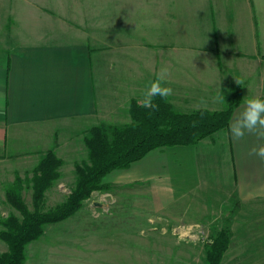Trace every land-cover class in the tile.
<instances>
[{"label":"crops","instance_id":"1","mask_svg":"<svg viewBox=\"0 0 264 264\" xmlns=\"http://www.w3.org/2000/svg\"><path fill=\"white\" fill-rule=\"evenodd\" d=\"M111 3L109 44L100 48L81 39L0 47V168L32 169L50 149L60 158L93 126L130 123L129 103H140L147 83L167 69V99L180 113L222 110L235 88L240 102L226 130L149 152L126 170L127 184L142 185L158 205L186 198L206 213L222 199L263 220L264 163L249 149L264 140H236L230 125L246 99H264V0ZM7 16L0 0V30Z\"/></svg>","mask_w":264,"mask_h":264},{"label":"rangeland","instance_id":"2","mask_svg":"<svg viewBox=\"0 0 264 264\" xmlns=\"http://www.w3.org/2000/svg\"><path fill=\"white\" fill-rule=\"evenodd\" d=\"M6 6L2 48L79 39L93 49L109 44L111 0H6ZM32 16L38 25L26 28ZM71 144L59 152L63 165L46 194V209L64 201L74 184V164L86 159L83 140ZM14 168L22 177L31 170L14 164L0 168V217L12 212L4 185L12 182ZM126 170L105 177L108 192L93 193L72 217L47 225L42 237L27 246L25 264H204L211 237L226 226L232 237L220 264H264L260 214H239L236 204L229 206L222 199L206 213L184 205L186 198L158 205L142 185L127 184ZM24 199L30 207V191ZM5 251L0 241V253Z\"/></svg>","mask_w":264,"mask_h":264},{"label":"trees","instance_id":"3","mask_svg":"<svg viewBox=\"0 0 264 264\" xmlns=\"http://www.w3.org/2000/svg\"><path fill=\"white\" fill-rule=\"evenodd\" d=\"M239 102L238 88L231 93L225 108L218 111L180 113L167 98L159 97L154 98L159 107L153 110L132 100L128 108L130 123L99 124L85 132L82 140L86 159L74 164L73 187L64 201L47 209L46 194L60 178L63 165L54 149L46 151L24 177L14 172L12 182L4 185L5 203L12 212L0 217V241L6 246V251L0 253V264H25L27 246L42 237L47 225L72 217L93 193L110 190L104 179L111 172L128 169L153 150L190 146L226 130ZM27 191L30 207L24 199ZM231 237L228 226L217 231L205 248L204 264H220Z\"/></svg>","mask_w":264,"mask_h":264},{"label":"clouds","instance_id":"4","mask_svg":"<svg viewBox=\"0 0 264 264\" xmlns=\"http://www.w3.org/2000/svg\"><path fill=\"white\" fill-rule=\"evenodd\" d=\"M167 69H162L161 73L154 80L147 83L143 98L140 104L145 108L158 109L154 103V98L165 99L172 94V88L166 81ZM237 84L239 82H236ZM220 102H224L223 94H218ZM203 98L201 105H203ZM232 137L236 140H243L247 135L252 134L259 140H264V99L250 97L245 100L242 110L236 115L230 125ZM249 155L256 156L264 163V143L249 149Z\"/></svg>","mask_w":264,"mask_h":264}]
</instances>
